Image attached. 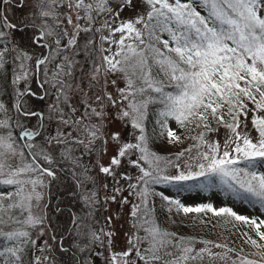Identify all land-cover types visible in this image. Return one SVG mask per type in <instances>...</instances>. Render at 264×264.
Masks as SVG:
<instances>
[{
	"label": "snow or ice",
	"instance_id": "obj_1",
	"mask_svg": "<svg viewBox=\"0 0 264 264\" xmlns=\"http://www.w3.org/2000/svg\"><path fill=\"white\" fill-rule=\"evenodd\" d=\"M15 2L25 8L24 0ZM0 3V97H9L0 98V184L11 189L0 190V264H55L45 189L65 165L80 188L96 184L90 172L110 177L104 202L130 205L134 229L126 250H114L116 233L91 223L99 189L82 191L87 211L73 214L63 230L69 247L59 237L60 252L70 254L65 264H94L96 257L101 264H197L205 256L227 264L234 251L227 245L204 240L197 250L194 238L162 229L155 197L169 212H212L253 228L259 239L246 242L262 259L237 255L231 264H264V219L212 203L186 206L179 198L217 188L264 216V0H35L16 22L8 15L12 0ZM125 11L130 15L122 18ZM20 24L35 29L31 54L14 38ZM41 71L39 100L51 98L46 115L29 103L36 96L30 80ZM221 129L223 140L214 139ZM182 133L195 143L174 158L152 150L156 140L182 143ZM17 157L21 164L13 166Z\"/></svg>",
	"mask_w": 264,
	"mask_h": 264
},
{
	"label": "rangeland",
	"instance_id": "obj_2",
	"mask_svg": "<svg viewBox=\"0 0 264 264\" xmlns=\"http://www.w3.org/2000/svg\"><path fill=\"white\" fill-rule=\"evenodd\" d=\"M200 10V9H198ZM202 14H205L203 10H201ZM130 15L129 12L125 11L122 13V18H126ZM119 21H117L118 23ZM107 34V33H105ZM118 39V35L116 36ZM108 47L107 44L104 45ZM115 47L113 46V51ZM48 52V49H47ZM46 52V54H47ZM123 86V85H121ZM250 119V117H249ZM155 116L152 117V124L148 128L149 131L154 126ZM170 126L175 129L176 125L174 122L170 124ZM112 128H118L119 124H115L111 126ZM249 128L251 125L249 124ZM195 131L191 133V135H195ZM182 133V139H183ZM252 135L254 136L255 133L253 132ZM225 136V130L221 129L219 137H213L214 139L219 138L223 140ZM195 141L191 139H183L182 143L178 144H170L167 143L165 140H156L152 145V150L157 152L159 155L166 157V158H174L177 152H180L190 145L194 144ZM112 154L111 146H109V153L108 156L104 157L103 162H107L109 156ZM192 155H195V149H193ZM188 154H185L184 159H187ZM13 166H17L21 164V160L19 157L15 158L11 161ZM85 165H88V160L85 158L84 160ZM163 166V163L162 165ZM122 169L121 171H123ZM131 172L133 176L136 175V170L134 168L127 169ZM174 170L169 168L168 172L171 173ZM89 175L95 177L96 179V187L99 189L98 199L99 203L94 210V217L95 221L93 224V228L97 231L103 227L104 230L107 231H114L116 233L114 240H115V249L116 251L119 250H126L127 248V240L126 236L130 235L134 229L131 227V217H130V205H124L121 207L117 203H113L109 201L105 204V189L103 188V184L107 183L109 185L108 192H111L113 182L111 178L105 179L103 174H98V170L94 172H90ZM91 182V181H89ZM135 182V181H133ZM122 186L127 189V182L121 181ZM94 184L91 182V187ZM1 188L5 190H11L9 186L0 184ZM156 191H164L166 195L172 196V192L170 191V187L165 185H156L154 186ZM3 189V190H4ZM93 189V188H92ZM192 193V192H191ZM124 196H129V192L127 190L123 193ZM175 197V195L173 196ZM181 202L184 203L186 206H193L195 207L201 203H212L214 207H231L234 211L238 214L246 215L249 217L256 216L259 219H264V216H261L259 211L248 204L244 203L241 200H233L232 198H225L220 193H218L215 189H211L210 191H200L198 190L195 193L190 195L181 196ZM129 199L132 202H136V198L129 196ZM154 200V205L160 206L158 202V197L152 198ZM162 210V207H159V211ZM108 217H112L111 221H108ZM164 227L167 229L166 231L170 233H174L175 237L178 239L180 237H184L186 239L194 238L195 243L194 247L198 250L205 245L201 243V241L208 240L213 241L218 244H225L228 248L233 249V252L228 253L229 259L227 264H231L232 260L237 259V255L245 256L249 259L260 261L262 257L258 254L259 250L253 246L250 242H246L248 237L252 239H259L256 236L255 230L250 228L248 225L235 221L233 218L229 216H216L212 212L207 213H189L184 214L182 211L177 213L176 209L173 208L171 212L167 211L166 216H164ZM247 235H244V234ZM143 235V233H140ZM39 244H42L43 241H38ZM208 247L211 248L213 252H223L225 249L215 248L212 245ZM103 251V249H100ZM39 255V252L36 253ZM102 257H96L94 260V264H101ZM197 264H225V261L221 260H210L207 256L204 257L203 261L197 262Z\"/></svg>",
	"mask_w": 264,
	"mask_h": 264
},
{
	"label": "trees",
	"instance_id": "obj_3",
	"mask_svg": "<svg viewBox=\"0 0 264 264\" xmlns=\"http://www.w3.org/2000/svg\"><path fill=\"white\" fill-rule=\"evenodd\" d=\"M35 3V0H24L25 8L21 9L16 5L15 0H12L11 10L8 12L9 17L13 19V22L19 21L22 19L23 16L29 15L31 11L34 9L32 8V5ZM4 11V5L0 3V12ZM36 23H40L39 20L36 21ZM51 23V21H50ZM23 28V31H20L19 29ZM35 29L32 27H25L24 25L20 24L18 25V29L14 30V38L22 48L29 51L31 54L33 49L32 46L29 44L28 37L33 34ZM166 38V37H165ZM97 42H99V36H97ZM43 53L46 54L47 48L42 49ZM43 80V73L37 72L33 74L32 79L30 80L31 89L33 92L36 93V96L32 97V99L29 101V103L35 108L36 111H43L45 115L47 114V105L51 103V98L45 97L43 101L39 100L40 96L44 95V88L41 87V82ZM2 83V81H0ZM4 99L5 101L8 100V96L5 95L3 97H0ZM152 117L153 115L150 114L147 127L149 128L152 124ZM31 122L33 124L37 123V118L33 117L31 118ZM65 170L59 171V175L61 179L59 181H56L55 183H52L49 188L45 189V201L44 203L47 205V215L49 217V220L46 221V223H50L54 228H56V235L57 240L56 241H50V244L53 246V251L51 253H48L54 261L55 264H65L70 259V254H62L59 250L58 244H59V237L61 233H63L65 239L63 241V246L65 248L69 247V244L71 243V240L69 239V234L67 232H64L65 227L71 226V218L73 214L77 215H83L87 208L84 205L83 200L81 199V192L82 191H91L96 187V185H93L92 187L91 182L85 183L83 188L77 187L76 182L74 181L73 177L71 176L70 172L68 171V166L65 165ZM93 188V189H92ZM4 188L0 187V190H3ZM215 189L220 195H222L225 198H232L235 200L231 195H225L223 192L219 191L217 188ZM5 190V189H4ZM170 191L172 192V196H176V193L170 188ZM198 189H194L192 191H186L183 193H180L179 198L181 196L190 195L192 193L197 192ZM192 192V193H191ZM181 199V198H180ZM158 202L160 203V206L162 207V210L159 211V205L155 204V213L154 216L159 224V226L167 230L164 227V216L167 214V208L162 206L161 201L158 197ZM94 219L91 221L92 227L95 221ZM52 233V228H49V234Z\"/></svg>",
	"mask_w": 264,
	"mask_h": 264
}]
</instances>
